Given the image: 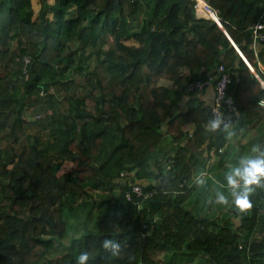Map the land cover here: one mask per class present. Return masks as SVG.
<instances>
[{
  "label": "trees",
  "instance_id": "obj_1",
  "mask_svg": "<svg viewBox=\"0 0 264 264\" xmlns=\"http://www.w3.org/2000/svg\"><path fill=\"white\" fill-rule=\"evenodd\" d=\"M205 1L222 26L198 16L196 0H39L36 17L31 0H0V264H40L54 243L65 250L47 264H76L85 250L88 264H244L246 253L264 264V204L222 237L180 199L187 153L223 142V126L207 130L219 63L240 113L264 112L249 67L264 80V42L253 46L250 28L264 22V0ZM207 86L210 104L182 106ZM136 182L155 193L128 200ZM252 195L264 201V187ZM79 213L89 229L65 242ZM107 238L121 243L118 256L101 247Z\"/></svg>",
  "mask_w": 264,
  "mask_h": 264
},
{
  "label": "crops",
  "instance_id": "obj_2",
  "mask_svg": "<svg viewBox=\"0 0 264 264\" xmlns=\"http://www.w3.org/2000/svg\"><path fill=\"white\" fill-rule=\"evenodd\" d=\"M197 15L200 16L199 14ZM257 46L259 51L264 48L263 44H258ZM258 65L260 69H264L263 58L262 60L258 59ZM164 82L167 83V81ZM212 100L213 88L207 86L198 93L183 98L181 104L186 108L199 103L210 104ZM248 116L247 114L243 115L239 113V116L229 117L228 127L225 129L223 126L217 133V136L222 137V144H211L210 146L206 143L198 151L192 154L187 153L186 158L190 172H188L185 178L182 177L181 179L187 183L184 192L180 193V199L184 208L191 215H199L208 221L209 229L221 233L222 237L226 236L228 229L232 231L244 229V224H249V220H246V217H250L252 214L253 207L246 212H240L238 209L232 207V198L229 195L231 190L228 189L225 180V174L238 164L241 157L251 154V149L254 145H258L261 149H264L261 146L264 139V112L260 111L251 117ZM189 130H193V127L189 126ZM230 133L232 134L231 136H229ZM167 138L169 141L170 137L168 136ZM168 148L169 151L166 156L169 154L173 155L175 150L173 145L170 144ZM201 179L204 181L203 184L198 183ZM217 193H223L229 197V204L227 206L216 202ZM252 194L250 199H252L253 206L261 207L260 210H257L258 217L263 212L264 201H261L256 196L252 198ZM257 222L256 228L260 225L259 220ZM254 236L259 237L260 234L255 232L250 238ZM243 242L244 238L242 237L238 239L237 243L243 244ZM250 257V254L246 253L244 264H251Z\"/></svg>",
  "mask_w": 264,
  "mask_h": 264
},
{
  "label": "clouds",
  "instance_id": "obj_3",
  "mask_svg": "<svg viewBox=\"0 0 264 264\" xmlns=\"http://www.w3.org/2000/svg\"><path fill=\"white\" fill-rule=\"evenodd\" d=\"M256 27L261 28L264 26L257 25ZM249 67L252 66L250 65ZM252 68L254 69V67ZM250 70L255 74V69V72L251 68ZM258 76L256 77L262 84L261 80L263 79L260 76L259 78ZM258 101L257 105H259ZM222 124L224 125L225 129L228 127V123L225 122L223 114L216 116L214 119H212L207 126V130L214 132L220 129ZM231 135L232 134L230 133L229 136ZM225 180L228 189L231 190L229 195L232 198V207L238 209L240 212H246L251 210V208L253 207L252 201L250 199L251 194L255 191L257 187H264V149H261L258 145H254L251 149V154L241 157L238 161V164L236 166H233L225 174ZM198 183L203 184L204 181L201 179L198 181ZM216 202L220 205L227 206L229 204V197L223 193H217ZM101 247L105 251L109 252L112 256H118L121 252V243L118 240L112 238L104 239L101 242ZM89 260V252L86 250L81 251L76 259V264H88Z\"/></svg>",
  "mask_w": 264,
  "mask_h": 264
},
{
  "label": "built area",
  "instance_id": "obj_4",
  "mask_svg": "<svg viewBox=\"0 0 264 264\" xmlns=\"http://www.w3.org/2000/svg\"><path fill=\"white\" fill-rule=\"evenodd\" d=\"M257 25L264 26V22H261V21L256 22L250 26V28L252 30L253 41H254L253 46H255L258 43L264 42V27L257 28L256 27ZM23 61L25 63L28 62L29 57L24 56ZM250 68L254 71V69L252 67H250ZM216 69L219 72V76L217 77V80H216L215 85H214L215 95H214V101L211 104V111L213 114V119L216 116L223 114L225 122L228 123L230 115L239 116V109H238L237 104L233 101V99L227 95L228 86L232 82V78H231L229 72L227 71L225 65L223 63H219ZM261 70L264 73V69H261ZM23 71L25 72L26 69L24 68ZM255 74H256V76H258V74L256 72H255ZM210 78H211V76H210ZM261 81H262V85L264 87V81L263 80H261ZM208 82H209V80H208ZM203 84H204V82L195 81L192 84H190V88L195 90V89L202 87ZM258 104L264 106V98L260 99L258 101ZM221 126H224V125L222 124ZM133 174L134 173L132 171L123 170L120 172V175L124 176V178H132ZM154 193H155L154 189L150 190V191H144L142 186L140 185V183L136 182V183L130 184V189L125 191V197L128 200H131L132 197L135 195V197L138 198L139 200H146V199H149ZM154 219L155 218H153V220ZM139 226H140V228L145 227V225L143 223H140ZM238 247L243 248L244 245L242 243H239ZM245 248L248 251V246H245Z\"/></svg>",
  "mask_w": 264,
  "mask_h": 264
},
{
  "label": "rangeland",
  "instance_id": "obj_5",
  "mask_svg": "<svg viewBox=\"0 0 264 264\" xmlns=\"http://www.w3.org/2000/svg\"><path fill=\"white\" fill-rule=\"evenodd\" d=\"M31 1H32V6H33V8L35 10L34 17H36L37 11H38V9L40 7V2H39V0H31ZM52 15H53V13L50 11L48 13V16L51 18ZM164 81L165 80L162 79V80H160V83H164ZM65 106L66 105H63L62 108L65 107ZM24 115L29 116L27 112H25ZM89 188H91V187H89ZM90 191H92V188H91ZM105 192H106L105 190L101 191V189L100 190L97 189V190H93V193H95V194H91V195H92V198L98 199V196H100L101 194H104ZM87 199H88L89 202H92L91 201L92 199H89V197ZM95 210L96 211L93 213L95 215L94 216V219H93V221H94L93 224L99 218H101V216H102V213L98 209H95ZM79 214H80V216L78 218L79 220H77V219L74 220L73 218L69 217L68 225H67V230H66V234H65V237H66L65 238V242L68 241V240H70V239H72V238H77V240L79 239L81 241V239L79 237L81 236V234L83 232L82 227H84V226H82V225L80 226V223L83 220V217L85 215H83L82 213H79ZM86 225L87 226H85V227H87L89 229L90 222H87ZM64 250L65 249L61 245H59L58 243H54L53 246H52V248H50V250L48 251L46 258L47 259H53L56 256L61 255L64 252ZM161 256H162V252L158 256H155V258L156 259H161ZM47 259H45L44 261H42L40 264H47ZM192 264H214V263L209 259V256H207V255H199V256H196L195 262H192Z\"/></svg>",
  "mask_w": 264,
  "mask_h": 264
},
{
  "label": "bare ground",
  "instance_id": "obj_6",
  "mask_svg": "<svg viewBox=\"0 0 264 264\" xmlns=\"http://www.w3.org/2000/svg\"><path fill=\"white\" fill-rule=\"evenodd\" d=\"M196 11L200 16L208 17L212 13V8L204 0H196Z\"/></svg>",
  "mask_w": 264,
  "mask_h": 264
},
{
  "label": "water",
  "instance_id": "obj_7",
  "mask_svg": "<svg viewBox=\"0 0 264 264\" xmlns=\"http://www.w3.org/2000/svg\"><path fill=\"white\" fill-rule=\"evenodd\" d=\"M198 14V13H197ZM210 17H212V18H214L216 21H217V23L221 26V22H220V20H219V18L216 16V14L214 13V11L212 10V13H211V15H210ZM244 58V57H243ZM245 59V58H244Z\"/></svg>",
  "mask_w": 264,
  "mask_h": 264
}]
</instances>
